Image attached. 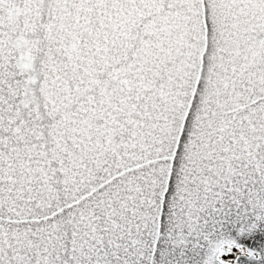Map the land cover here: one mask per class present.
<instances>
[{
    "label": "snow or ice",
    "instance_id": "1",
    "mask_svg": "<svg viewBox=\"0 0 264 264\" xmlns=\"http://www.w3.org/2000/svg\"><path fill=\"white\" fill-rule=\"evenodd\" d=\"M0 264H264V0H0Z\"/></svg>",
    "mask_w": 264,
    "mask_h": 264
}]
</instances>
